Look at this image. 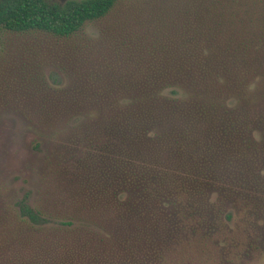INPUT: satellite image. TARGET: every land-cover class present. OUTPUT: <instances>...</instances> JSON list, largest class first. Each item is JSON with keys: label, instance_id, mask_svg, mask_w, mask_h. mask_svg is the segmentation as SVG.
Listing matches in <instances>:
<instances>
[{"label": "trees", "instance_id": "1", "mask_svg": "<svg viewBox=\"0 0 264 264\" xmlns=\"http://www.w3.org/2000/svg\"><path fill=\"white\" fill-rule=\"evenodd\" d=\"M119 1L0 0V29L69 39ZM225 1L135 9L112 55L75 40L59 53L68 83L35 91L28 113L67 159L58 174L110 214L108 250L126 259L160 264L237 214L264 215V47L249 11Z\"/></svg>", "mask_w": 264, "mask_h": 264}, {"label": "rangeland", "instance_id": "2", "mask_svg": "<svg viewBox=\"0 0 264 264\" xmlns=\"http://www.w3.org/2000/svg\"><path fill=\"white\" fill-rule=\"evenodd\" d=\"M220 1L222 9H230ZM112 9L69 39L0 29V264H144L108 250L115 227L110 214L76 199L75 185L58 174L67 159L58 157L63 152L57 141L28 113L36 90L70 80L72 68L59 54L66 45L91 39L107 59L120 19L135 9H160V0H121ZM231 9L249 11L264 47V0H234ZM260 80L255 86L262 90ZM226 226L211 239L183 240L160 264H264V215L237 214Z\"/></svg>", "mask_w": 264, "mask_h": 264}]
</instances>
